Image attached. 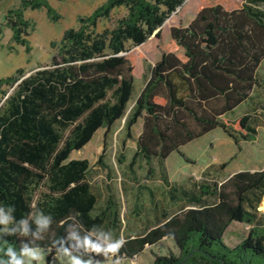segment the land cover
Here are the masks:
<instances>
[{"label":"trees","instance_id":"16d2710c","mask_svg":"<svg viewBox=\"0 0 264 264\" xmlns=\"http://www.w3.org/2000/svg\"><path fill=\"white\" fill-rule=\"evenodd\" d=\"M184 2L105 0L79 18L77 29L64 33L50 68L29 76L19 70L0 79L2 95H7L5 87L14 89L0 107V264H9V247L23 264L25 248L49 251L45 264L66 252L133 260L164 239L173 240L180 255L155 256V264H264V220L258 217L264 170L197 184L196 192L174 189L171 198L183 202V208L172 216L164 213L163 222L113 252L114 245L99 235L105 213L94 215L97 198L87 178L89 162L69 160L98 130L110 129L126 115L137 65L127 45L141 46L153 36L161 58L126 122L131 137L132 127L142 121L135 157L164 162L219 127L242 140L253 139L248 116L229 126L220 119L246 102L257 85L264 60V12L250 5L227 10L225 0H202L203 8L187 27L171 29L163 50L160 30ZM258 2L264 0H251ZM28 9H45L53 22L61 16L47 0H22L7 12L12 41L30 53ZM117 10L125 15L99 32V24ZM235 222L253 227L230 247L224 236Z\"/></svg>","mask_w":264,"mask_h":264},{"label":"rangeland","instance_id":"374dc122","mask_svg":"<svg viewBox=\"0 0 264 264\" xmlns=\"http://www.w3.org/2000/svg\"><path fill=\"white\" fill-rule=\"evenodd\" d=\"M21 1L0 0V79L14 76L19 70L29 76L40 69L50 68L52 57L57 53L64 33L69 29H77L80 17L91 15L105 2L47 0L61 16L57 22L50 20L45 9L26 10L25 19L33 26L27 37L32 50L27 53L25 47L12 41V31L5 21L7 12L20 7ZM225 1L227 10L233 9L235 5H250L264 12V2L253 4L251 0ZM202 8V0H185L182 7L160 30L163 50L171 39V29L187 27ZM124 15V10L115 11L110 20L99 24L98 31L113 28L116 21ZM127 47L135 55L137 65L134 92L126 115L110 129L98 130L90 143L82 150L74 151L69 159L89 162L87 178L97 198L94 215L105 213V222L99 235L112 245H120L128 238L145 234L164 221V213L170 216L178 213L183 208V202L171 198L174 189L179 190V194L184 190L196 192L197 184L220 183L238 172L264 170V60L257 71V85L250 98L220 119L222 125L229 126L238 118L248 116L250 126L255 130L252 140L234 137L219 127L206 137L182 147L179 152H174L164 162L155 158L148 162L141 157H135L142 121L139 120L132 127L131 137L127 136L126 122L152 67L161 58V51L156 36L149 38L141 46L128 44ZM3 90L7 95L0 93V107L14 91L8 87ZM263 204L264 198L258 206L260 220H264V210L260 209ZM252 227L253 225L246 223H233L224 236L225 244L235 247L247 237ZM3 230H8V224L3 225ZM31 251L36 252L41 260L33 259L25 253V264H45L49 251ZM171 253L180 255L175 242L164 239L146 247L144 252L133 260H114L100 253L66 252L55 255L52 264H155V256H167ZM195 264L208 263L199 260Z\"/></svg>","mask_w":264,"mask_h":264},{"label":"clouds","instance_id":"9594fccd","mask_svg":"<svg viewBox=\"0 0 264 264\" xmlns=\"http://www.w3.org/2000/svg\"><path fill=\"white\" fill-rule=\"evenodd\" d=\"M119 247H120V245H114L112 247V249H110V250H112L113 252H117ZM24 251L27 255L31 256L33 259H36L38 261L41 260V257L36 252L28 250L27 248H25ZM7 255L9 257H11L9 264H23V262L15 256L11 247L8 248Z\"/></svg>","mask_w":264,"mask_h":264},{"label":"crops","instance_id":"0c3cea01","mask_svg":"<svg viewBox=\"0 0 264 264\" xmlns=\"http://www.w3.org/2000/svg\"><path fill=\"white\" fill-rule=\"evenodd\" d=\"M261 64H262V63H261ZM260 66H261V65H260ZM139 94H140V93H139ZM138 96H139V95H138ZM138 96H137V98H138ZM137 98H136V99H137ZM135 101H136V100H135ZM241 105H242V104H241ZM241 105H240V106H241ZM217 129H218V128H217ZM217 129H216V130H217ZM214 131H215V130H214ZM214 131H212V132H214ZM212 132H210V133H212ZM210 133H208L207 135H209ZM207 135H205L204 137H206ZM204 137H202V138H204ZM200 139H201V138H200ZM193 142H194V141H193ZM191 143H192V142H191ZM189 144H190V143H189ZM186 146H187V145H186ZM168 159H169V158H168ZM226 180H227V179H226ZM224 181H225V180H224ZM224 181H222V182H224ZM222 182H220V183H222Z\"/></svg>","mask_w":264,"mask_h":264},{"label":"water","instance_id":"95a60500","mask_svg":"<svg viewBox=\"0 0 264 264\" xmlns=\"http://www.w3.org/2000/svg\"><path fill=\"white\" fill-rule=\"evenodd\" d=\"M260 209H261V210L263 209L262 205L260 206Z\"/></svg>","mask_w":264,"mask_h":264},{"label":"bare ground","instance_id":"6f19581e","mask_svg":"<svg viewBox=\"0 0 264 264\" xmlns=\"http://www.w3.org/2000/svg\"><path fill=\"white\" fill-rule=\"evenodd\" d=\"M262 207H263V210H264V204L262 205Z\"/></svg>","mask_w":264,"mask_h":264}]
</instances>
